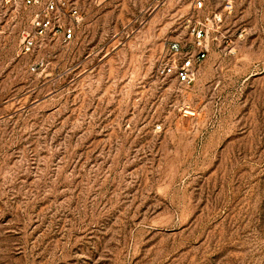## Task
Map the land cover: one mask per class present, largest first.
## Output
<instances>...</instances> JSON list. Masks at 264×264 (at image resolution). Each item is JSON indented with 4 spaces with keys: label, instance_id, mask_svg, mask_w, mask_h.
Listing matches in <instances>:
<instances>
[{
    "label": "rangeland",
    "instance_id": "1",
    "mask_svg": "<svg viewBox=\"0 0 264 264\" xmlns=\"http://www.w3.org/2000/svg\"><path fill=\"white\" fill-rule=\"evenodd\" d=\"M196 1L0 0V264H264V0Z\"/></svg>",
    "mask_w": 264,
    "mask_h": 264
},
{
    "label": "built area",
    "instance_id": "2",
    "mask_svg": "<svg viewBox=\"0 0 264 264\" xmlns=\"http://www.w3.org/2000/svg\"><path fill=\"white\" fill-rule=\"evenodd\" d=\"M19 1L35 7L33 22L37 33L47 34L53 31L54 34L61 35L65 42H71L75 38L76 27L81 17L78 0ZM203 4V0L196 1V7H202ZM65 17L69 21H66ZM193 33L200 49L197 52L188 51L181 55L180 63H164L160 70L163 74L175 72L179 80L185 84H191L194 81L196 64L206 56L208 50L205 43V28L199 25L194 26ZM32 44H34V38L28 36L27 46L30 48ZM169 50L174 54H181L182 46L179 41H170Z\"/></svg>",
    "mask_w": 264,
    "mask_h": 264
}]
</instances>
